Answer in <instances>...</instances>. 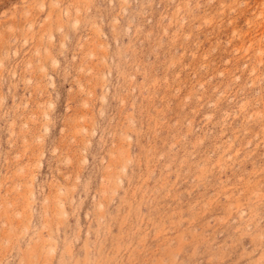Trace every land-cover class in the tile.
<instances>
[{"label":"rangeland","instance_id":"rangeland-1","mask_svg":"<svg viewBox=\"0 0 264 264\" xmlns=\"http://www.w3.org/2000/svg\"><path fill=\"white\" fill-rule=\"evenodd\" d=\"M0 264H264V0H0Z\"/></svg>","mask_w":264,"mask_h":264}]
</instances>
